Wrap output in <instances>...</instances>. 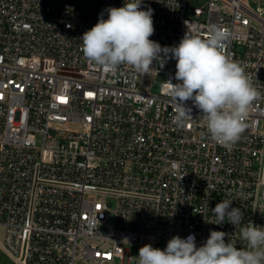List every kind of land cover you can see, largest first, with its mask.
Instances as JSON below:
<instances>
[{
  "label": "built area",
  "instance_id": "obj_1",
  "mask_svg": "<svg viewBox=\"0 0 264 264\" xmlns=\"http://www.w3.org/2000/svg\"><path fill=\"white\" fill-rule=\"evenodd\" d=\"M191 1L141 7L162 47L187 31L207 38L214 24L230 32L224 54L261 95L231 148L212 140L191 101L194 120L174 125V59L142 74L84 57V32L127 0H0V251L11 264H124L127 246L164 249L194 234L199 247L212 230L246 247L239 227L213 224L221 200L241 208V227L264 226V0Z\"/></svg>",
  "mask_w": 264,
  "mask_h": 264
},
{
  "label": "clouds",
  "instance_id": "obj_2",
  "mask_svg": "<svg viewBox=\"0 0 264 264\" xmlns=\"http://www.w3.org/2000/svg\"><path fill=\"white\" fill-rule=\"evenodd\" d=\"M142 3L143 0H127L121 7L105 9L107 19L102 12L98 22L80 38L84 57L90 64L113 73L128 65L142 74L155 70L154 61L163 67L167 60L174 59L178 82L166 81L175 105L174 125L183 129L194 120L192 108L186 103L191 101L202 113L199 118L206 123L212 140L231 148L245 131L249 112L261 95L244 67L224 54L230 32L214 24L209 27L207 38L187 31L178 45L162 47L150 39L155 31L153 10H142ZM260 177L264 183V168ZM257 198L264 200V195ZM231 204L232 201L221 200L211 209L213 224L222 225L227 220L239 227L246 247L238 248L235 241H226L228 234L223 231H210L199 247L194 234L186 238L175 235L164 249L151 244L142 246L138 264H264V226L248 222L241 227L244 213Z\"/></svg>",
  "mask_w": 264,
  "mask_h": 264
},
{
  "label": "rangeland",
  "instance_id": "obj_3",
  "mask_svg": "<svg viewBox=\"0 0 264 264\" xmlns=\"http://www.w3.org/2000/svg\"><path fill=\"white\" fill-rule=\"evenodd\" d=\"M204 0H193L191 1V5H197L203 3ZM73 3L80 5V6H86L89 8H103L107 4V0H72ZM264 14V13H263ZM162 79L159 80L158 84H156V90H158V87L160 86ZM4 231H0V239L4 240ZM142 246H127L126 251V259L124 261V264H138V254L139 249ZM132 255L134 257L133 260L129 259V256ZM0 263L4 264H11V259L3 252L0 251Z\"/></svg>",
  "mask_w": 264,
  "mask_h": 264
}]
</instances>
